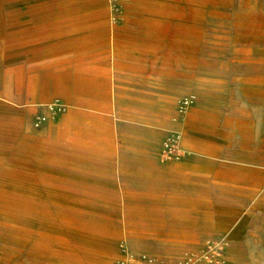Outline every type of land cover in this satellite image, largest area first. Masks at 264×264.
I'll return each instance as SVG.
<instances>
[{"label": "rangeland", "instance_id": "rangeland-1", "mask_svg": "<svg viewBox=\"0 0 264 264\" xmlns=\"http://www.w3.org/2000/svg\"><path fill=\"white\" fill-rule=\"evenodd\" d=\"M12 1L0 264H264V0Z\"/></svg>", "mask_w": 264, "mask_h": 264}, {"label": "crops", "instance_id": "crops-1", "mask_svg": "<svg viewBox=\"0 0 264 264\" xmlns=\"http://www.w3.org/2000/svg\"><path fill=\"white\" fill-rule=\"evenodd\" d=\"M11 4H14L12 0H0V25L7 26V31L3 36L0 37V40H8L12 38L15 36L16 31L19 30L18 21H16L15 18L6 17L4 12L5 8ZM44 23H46V21H44ZM149 62V60L141 59L136 55H119L113 59L112 65L109 67V80L116 78L118 70H130L138 73L140 77H146L152 74L153 77L161 81L162 77L164 76L163 70H161L160 67L156 66L155 64H150ZM187 75L189 74H186V76ZM109 85L108 89H116V86H112L111 83ZM33 102L38 101L34 100Z\"/></svg>", "mask_w": 264, "mask_h": 264}, {"label": "bare ground", "instance_id": "bare-ground-1", "mask_svg": "<svg viewBox=\"0 0 264 264\" xmlns=\"http://www.w3.org/2000/svg\"><path fill=\"white\" fill-rule=\"evenodd\" d=\"M256 206V205H255Z\"/></svg>", "mask_w": 264, "mask_h": 264}]
</instances>
